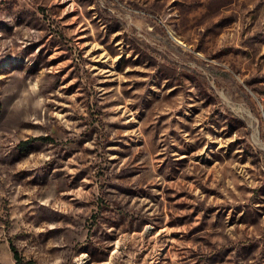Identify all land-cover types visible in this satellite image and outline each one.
<instances>
[{
  "label": "rangeland",
  "instance_id": "1",
  "mask_svg": "<svg viewBox=\"0 0 264 264\" xmlns=\"http://www.w3.org/2000/svg\"><path fill=\"white\" fill-rule=\"evenodd\" d=\"M28 261L264 264V0H0V264Z\"/></svg>",
  "mask_w": 264,
  "mask_h": 264
},
{
  "label": "trees",
  "instance_id": "2",
  "mask_svg": "<svg viewBox=\"0 0 264 264\" xmlns=\"http://www.w3.org/2000/svg\"><path fill=\"white\" fill-rule=\"evenodd\" d=\"M37 139H43V140H47V139H49L47 136H33V137H31V138H29V139H27V140H24L23 142L25 143V142H31V141H35V140H37ZM11 249H12V251H13V255H14V257L17 259L18 258V254H17V251H16V249L14 248V246H11ZM18 260L19 261H21V259L20 258H18ZM26 263H28V264H32V262L31 261H28V262H26Z\"/></svg>",
  "mask_w": 264,
  "mask_h": 264
}]
</instances>
